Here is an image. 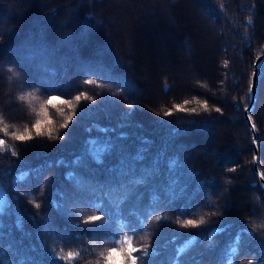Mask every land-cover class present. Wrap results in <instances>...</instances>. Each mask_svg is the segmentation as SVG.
Returning <instances> with one entry per match:
<instances>
[{"label":"trees","instance_id":"16d2710c","mask_svg":"<svg viewBox=\"0 0 264 264\" xmlns=\"http://www.w3.org/2000/svg\"><path fill=\"white\" fill-rule=\"evenodd\" d=\"M156 1L0 0L4 122L34 123L39 105L21 95L90 98L63 140L0 133V264H87L124 237L140 249L147 242L139 264L264 261V194L244 115L264 52V0ZM151 5L148 16L163 19L156 39L133 14ZM183 15L195 23L180 26ZM164 56L185 64L172 68ZM255 95L261 173L264 61ZM92 215L103 219L86 223ZM189 219L204 224L180 226Z\"/></svg>","mask_w":264,"mask_h":264},{"label":"snow or ice","instance_id":"6c2138e0","mask_svg":"<svg viewBox=\"0 0 264 264\" xmlns=\"http://www.w3.org/2000/svg\"><path fill=\"white\" fill-rule=\"evenodd\" d=\"M227 66V65H225ZM89 84L93 83V81H88ZM22 101H27L28 98L26 97H21L20 98ZM90 98L86 95H78L76 96L73 100H64V99H61L59 98L54 104H53V107H56L57 104L61 105V106H64L62 107V111H61V116L63 117V121L62 122H59L57 123L56 121H54L51 116L49 115V112L46 108H44L43 106L41 107V110L40 112L38 113V115L40 116V118L42 120H47L50 124H51V127L48 129V135H47V139L49 140H52L53 137H55L56 140H59L62 136L59 135V132L60 130H65L69 127V125L72 123V121L74 120L75 116H76V109H77V106L80 104V102L82 100H89ZM195 103L199 104L200 101H195ZM129 107H131V105H129ZM201 107L205 110V111H208L209 110V107L206 103L202 104ZM64 108H67V112L64 111ZM178 111H184L183 108H180L178 109ZM193 112H195L196 110L193 109L192 110ZM215 111L217 113H219L221 111L220 108H216ZM165 115H171V113H165ZM0 125H3V131L4 132H7V128H8V125L0 120ZM37 131H39V127L37 128ZM13 139L17 142H20V143H27L29 141H31V138L30 137H27L25 134H22L20 132H17V135L15 137H13ZM3 144H4V147H5V144H6V141L4 140L3 141ZM14 154V153H13ZM229 171L230 172H235L236 169L235 168H229ZM259 179L261 181H264V172H261L259 173ZM264 186V185H262ZM35 208L36 209H40L41 208V205L39 203H36L35 204ZM103 219L102 216L100 215H92L89 217L88 221H86V223H94V222H99ZM157 220L160 219L159 216L156 217ZM180 223V226L183 227V228H189V227H199L200 225H203L204 224V220L201 219L198 223L194 220H185V221H182V222H179ZM123 242H126L127 244V248H130L131 249V253H130V258L134 261V264H139L138 262V257L135 255L137 252H143L144 255H147V251H146V248L144 249H140V248H137L134 246L132 240L128 237H124ZM127 250V249H125ZM74 253L72 252H68L66 257H64L65 259H68V260H71L73 257H74ZM110 255V253H109ZM249 260H252V259H249ZM255 264H257V262L255 261ZM260 264H264V261H261Z\"/></svg>","mask_w":264,"mask_h":264},{"label":"clouds","instance_id":"9594fccd","mask_svg":"<svg viewBox=\"0 0 264 264\" xmlns=\"http://www.w3.org/2000/svg\"><path fill=\"white\" fill-rule=\"evenodd\" d=\"M21 97L28 98L27 101L29 104H33L34 102L39 105L37 108L36 106H33L31 111L34 112L37 116L34 123L29 127L27 124H25L22 128L15 127L13 125H8L7 132L3 131V125H0V133H3L5 137H10L11 140L15 141L13 137L17 135V132H20L22 134H25L27 137L31 138V141L37 138H46L48 135V129L51 127V124L47 120H42L38 113L41 110V107L43 106L48 110L49 106L52 108H55L60 114L62 111L61 105L57 104L56 107H53V104L60 98L59 96H50L46 100L38 101L36 96L32 94L28 95H21L19 97V100H21ZM22 101V100H21ZM0 120L4 121L2 117H0ZM39 127V131H37V128ZM14 128V130H11ZM64 137H61L59 140H63ZM49 140V139H48ZM4 139H0V149L4 148L3 144ZM50 141H57L55 137L52 138ZM14 156L17 155V153L14 152ZM145 248L147 249V242L145 243ZM127 249V250H125ZM110 253V255H109ZM131 249L127 248L126 242H123L119 248L112 247L107 250V252H100L99 256L102 257L101 260H89L87 264H134V261L130 258ZM74 258V257H73ZM72 258V259H73ZM243 264H255L254 260H247L246 262H243Z\"/></svg>","mask_w":264,"mask_h":264},{"label":"rangeland","instance_id":"374dc122","mask_svg":"<svg viewBox=\"0 0 264 264\" xmlns=\"http://www.w3.org/2000/svg\"><path fill=\"white\" fill-rule=\"evenodd\" d=\"M127 2V3H126ZM126 2H124V5H126L128 8H130L131 10H133V9H136V8H134L135 6L134 5H131V4H129L128 3V1H126ZM153 2L154 3H157V1L156 0H153ZM152 6H155V5H151V6H149L150 8H143V7H139V9L138 10H135L134 12H133V14H134V18H136V20H137V18L139 19V23L141 24V23H146V24H148L149 25V27H148V29H147V31L149 32V34H151V38L152 39H156V37H157V32L156 31H158V29H157V27L158 26H160V20H163L162 18H161V16H158V17H150V16H148L149 15V12H151V7ZM137 7V6H136ZM120 9L118 8V7H116L115 9H114V11H113V13H118V11H119ZM184 16H186V15H183V16H179L180 17V19H181V17H182V22H181V24H179L180 26H185V25H187V24H191V25H193L195 22H194V20H193V22L189 19L188 21L186 20H184ZM117 17H118V15H117ZM188 18V17H187ZM186 18V19H187ZM119 20H122V18L121 19H119ZM135 26H134V28L136 29L137 27H139L138 25H136V22H135V24H134ZM165 26H166V24H165ZM171 27V26H170ZM167 28V30H171V29H169L168 27H166ZM178 29V27L177 26H174V27H172V32L174 33V34H177L175 31ZM212 35H214L215 36V32H213L212 33ZM131 36V35H130ZM211 37V36H210ZM211 41H212V38H211ZM211 41H210V43H211ZM206 44H208V42H205ZM162 45L164 46V48L166 47L167 48V46H169L168 44H166V45H164V43H162ZM163 50V49H162ZM164 52V51H163ZM162 52V53H163ZM202 52H204V53H206V51H202ZM203 54V53H202ZM204 57H206L207 59L209 58V56L206 54V55H204V56H202V58H204ZM164 59H165V56H164ZM168 60H169V62L171 63L170 65L168 64V63H166L165 61H164V66L165 67H167V70H168V65L170 66V67H172V68H174V66H177V63H179V62H181L177 57H176V59H175V61L177 62H175V64L173 65V63H172V59L171 58H167ZM167 59H165V60H167ZM162 60H163V58H162ZM161 62H163V61H161ZM168 64V65H167ZM181 64L182 65H184L183 64V61L181 62ZM169 67V68H170ZM187 68V67H186ZM200 68H202V67H200ZM186 72H187V76L188 77H185V79L187 78L188 80H193V77H192V75L194 74L191 70H189V69H187V70H185ZM191 71V72H190ZM200 71V70H199ZM189 73V74H188ZM193 82V81H192ZM252 84V83H251ZM251 87V86H250ZM256 94V93H255ZM249 96H250V94H249ZM256 96V95H255ZM256 98V97H255ZM264 98V97H263ZM263 106H264V99H263ZM250 113V112H249ZM249 117H250V115H249ZM250 121H251V119H250ZM251 124H252V122H251ZM249 125V124H248ZM252 126H253V124H252ZM253 128H254V126H253ZM254 130H255V128H254ZM256 132V131H255ZM253 140V139H252ZM257 145V144H256ZM256 152V151H255ZM256 156H258V149H257V152H256ZM256 156H255V158H256ZM254 163H255V159H254ZM259 170V169H258ZM260 181V180H259Z\"/></svg>","mask_w":264,"mask_h":264},{"label":"water","instance_id":"95a60500","mask_svg":"<svg viewBox=\"0 0 264 264\" xmlns=\"http://www.w3.org/2000/svg\"><path fill=\"white\" fill-rule=\"evenodd\" d=\"M263 61H264V52L257 59L255 65H254V74H253V77H252V84H251V87H250L249 104H248V106H247V108L245 109V112H244L245 119H246L247 123L249 124V126L251 128V131L253 133L252 143H253V146H254V149H255L256 152H257L256 132H255V130H254L252 124H251L250 117H249V112L251 111V109L253 107V104H254V101H255V93H256V83H257L258 70L261 67ZM254 168H255V172L258 174V177H259V173L260 172L258 170V156H256V158H255ZM260 184H261V186L264 185V181H261L260 180ZM262 189H263V194H264V186H262Z\"/></svg>","mask_w":264,"mask_h":264},{"label":"bare ground","instance_id":"6f19581e","mask_svg":"<svg viewBox=\"0 0 264 264\" xmlns=\"http://www.w3.org/2000/svg\"><path fill=\"white\" fill-rule=\"evenodd\" d=\"M256 86H257V83H256ZM247 108V107H246Z\"/></svg>","mask_w":264,"mask_h":264}]
</instances>
